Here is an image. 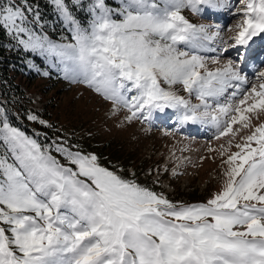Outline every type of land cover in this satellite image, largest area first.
Wrapping results in <instances>:
<instances>
[{"label":"snow or ice","instance_id":"1","mask_svg":"<svg viewBox=\"0 0 264 264\" xmlns=\"http://www.w3.org/2000/svg\"><path fill=\"white\" fill-rule=\"evenodd\" d=\"M50 2L73 28L74 43L38 35L28 0L0 3V28L25 51L70 62L89 87L130 113L129 122L165 109L179 113L180 125L210 119L219 127L224 117L219 139L234 138V125L247 129L251 116L264 113V71L238 103H210L234 81L246 82L242 66L255 38L264 37V0H238L237 59L214 71L179 47L212 38L182 11L198 14L224 0H123L118 12L108 0ZM70 4L87 9L88 27ZM177 84L200 104L172 91ZM242 139L224 160L221 190L206 203L177 205L103 167L95 154L64 142L41 145L0 114V264H264V123Z\"/></svg>","mask_w":264,"mask_h":264},{"label":"rangeland","instance_id":"2","mask_svg":"<svg viewBox=\"0 0 264 264\" xmlns=\"http://www.w3.org/2000/svg\"><path fill=\"white\" fill-rule=\"evenodd\" d=\"M3 2L4 0H0V3ZM122 2L123 0H108L114 12L121 10ZM84 3H89V0H84ZM50 4L56 22L46 25L29 16V26L38 35L46 36L53 44L74 43L73 28L51 2ZM70 7L72 15L80 24L88 27L92 18L87 9L71 4ZM237 7L243 8L244 5L238 3V0H224L223 6L216 7L218 15L213 19L210 18L208 6H201L198 14L184 9L182 14L192 24L203 25L212 38L199 40L195 47H179L190 54L204 57L209 70L224 67L229 60L235 61L237 49L232 46V38L238 31L237 25L241 23L239 14L235 13ZM10 37L23 52L29 54L25 65L27 71L34 75L30 83L22 84L29 101L26 105L28 115H36L38 120L48 125L45 127L28 119L30 132L20 130L41 145L64 142L84 153L95 154L103 167L163 195L177 205L206 203L216 195L224 183L227 167L224 160L227 155L238 151L235 145L243 143V137L264 123V113L260 114L259 119L251 116V127L245 129L239 124L234 125V132L239 129L234 138L228 135L217 139L224 126V117H221L219 127L208 119L199 121L198 129L190 131H177L180 124L179 113L172 109H165L162 113L155 112L152 120L133 119L129 122L127 117L130 113L105 100L89 87L70 62L47 51H25L13 36ZM259 50L260 48L258 51L256 48L258 54L255 57L254 53L251 54L245 62V66L248 64L253 69L256 67L255 71L246 75L245 84L234 81L235 87L229 88L218 101L210 100L213 107L217 102L238 103L245 90H250L252 86L258 87L261 82L258 74L264 71V54H260ZM214 60L217 62L214 63ZM255 61V67L251 66ZM242 67L245 72L244 64ZM163 86L167 88V85ZM171 90L188 99L192 105L200 104L195 94L190 96L181 84L174 85ZM233 91L237 93L235 97L231 95ZM0 151H3L2 147ZM53 155L62 160L57 153L53 152Z\"/></svg>","mask_w":264,"mask_h":264},{"label":"trees","instance_id":"3","mask_svg":"<svg viewBox=\"0 0 264 264\" xmlns=\"http://www.w3.org/2000/svg\"><path fill=\"white\" fill-rule=\"evenodd\" d=\"M34 13L43 23L56 22L50 0H28ZM31 16V15H30ZM29 54L23 52L7 32L0 28V114L7 116L9 123L25 132H30L28 120V96L22 84L34 77L25 65Z\"/></svg>","mask_w":264,"mask_h":264},{"label":"bare ground","instance_id":"4","mask_svg":"<svg viewBox=\"0 0 264 264\" xmlns=\"http://www.w3.org/2000/svg\"><path fill=\"white\" fill-rule=\"evenodd\" d=\"M257 39H259L261 42H264V37L255 38V42H256ZM244 67H245L244 68L245 69L244 71L247 72L246 74H250L251 71L254 70L252 67H248V65L245 66V63H244ZM242 84L244 85L245 83H242ZM239 85H241V84H239ZM198 126H199L198 121L197 122H191V121H189V122H187V123H185L183 125H180L179 124L177 129L179 131H190L192 129H198Z\"/></svg>","mask_w":264,"mask_h":264}]
</instances>
